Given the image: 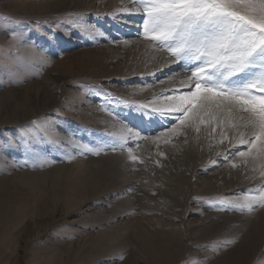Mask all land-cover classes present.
I'll list each match as a JSON object with an SVG mask.
<instances>
[{"label":"rangeland","instance_id":"1","mask_svg":"<svg viewBox=\"0 0 264 264\" xmlns=\"http://www.w3.org/2000/svg\"><path fill=\"white\" fill-rule=\"evenodd\" d=\"M137 7L0 0V264H264V206L236 203L264 192V158L221 117L141 119L198 65L152 80L175 58Z\"/></svg>","mask_w":264,"mask_h":264},{"label":"snow or ice","instance_id":"2","mask_svg":"<svg viewBox=\"0 0 264 264\" xmlns=\"http://www.w3.org/2000/svg\"><path fill=\"white\" fill-rule=\"evenodd\" d=\"M132 3L139 7L121 11L141 15L146 39L160 44L178 63L188 68L198 65L187 81L181 82L189 89L186 94L170 96L164 108L140 106L144 109L141 119L178 113L177 120L183 126L197 121L212 123L221 117L220 124L227 122L233 128L242 124L250 129L247 137L240 133L238 145L248 147L247 152H239L241 157L254 152L256 158H264V0ZM128 135L139 133L125 125L121 140ZM236 203L238 210L251 212L254 205L264 206V192Z\"/></svg>","mask_w":264,"mask_h":264},{"label":"bare ground","instance_id":"3","mask_svg":"<svg viewBox=\"0 0 264 264\" xmlns=\"http://www.w3.org/2000/svg\"><path fill=\"white\" fill-rule=\"evenodd\" d=\"M130 26H132V25H130ZM135 27V26H134ZM133 27V30H136V28H134ZM143 32V31H142ZM135 33V32H134ZM136 33H138V31H136ZM135 33V34H136ZM161 54H162V52H161ZM164 56V55H163ZM166 56V55H165ZM164 58V57H163ZM166 58V57H165ZM171 58V57H170ZM172 59V58H171ZM167 60V61H163L162 62V64H161V62H159L158 63V65L154 68V72L152 73V75L150 76V77H154V78H152V80H155V77H156V75H159V77L160 76H163V82H165V81H171V80H173V79H177L178 78V76L180 75L179 74V70H178V67H176L178 64H182V63H178L176 60L174 61V60ZM184 66V65H183ZM189 77V76H188ZM187 77V78H188ZM187 78H186V80H184L185 82L187 81ZM169 86H170V84H169ZM182 86H186L185 84H182V83H180V87H182ZM164 108V107H163ZM175 116H178V115H181V114H178V113H173ZM155 116H156V114H155ZM172 118H175V117H172ZM232 123H235V121H232ZM225 127L227 128V130H228V135H233V133H236L237 132V134H236V136L238 137L240 134L239 133H241V132H244L245 134H246V136H248V134L250 133V131L248 132V130H246V129H243V130H241L240 128H239V126H237L236 128H237V130H236V128L235 129H231V127L228 125V123L227 122H225ZM189 132V134H190V138H191V141H192V143H193V146H195V147H199V148H201V149H207L208 148V142H206V139H205V134H207L208 133V131L206 130V129H201V131H200V136H201V140H195V136H196V134L197 133H192L191 131H190V129L188 130ZM174 162V161H173ZM174 163H176V161L174 162ZM66 168V167H65ZM22 184H23V182H22ZM166 246V245H165ZM167 248H169V247H167ZM166 248V249H167ZM175 249V248H174ZM174 249H171L172 251H174ZM162 251V250H161ZM165 251V250H164ZM163 251V252H164ZM156 252H160V251H156ZM166 252V251H165ZM164 252V253H165ZM170 252V251H169ZM174 252H176V249H175V251ZM167 253H165V255H166ZM172 254V253H171ZM174 254V253H173ZM172 254V255H173ZM176 254V253H175ZM174 254V255H175ZM160 255V254H159ZM169 255V254H168ZM168 255H166V256H164L163 255V257H168ZM172 255H169V257L171 258L172 257ZM161 257H162V255H161ZM164 260H166L165 258H164ZM170 259L168 258V261H169ZM167 261V260H166Z\"/></svg>","mask_w":264,"mask_h":264}]
</instances>
